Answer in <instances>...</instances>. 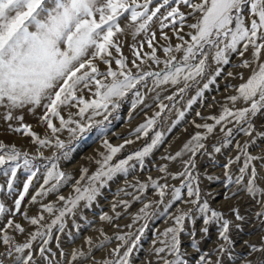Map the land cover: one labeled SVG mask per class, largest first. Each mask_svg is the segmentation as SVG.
I'll use <instances>...</instances> for the list:
<instances>
[{
    "label": "snow or ice",
    "instance_id": "snow-or-ice-1",
    "mask_svg": "<svg viewBox=\"0 0 264 264\" xmlns=\"http://www.w3.org/2000/svg\"><path fill=\"white\" fill-rule=\"evenodd\" d=\"M152 3L153 0H143V3L140 0H0V107L5 110L4 119L20 121L21 123L16 127L10 123L9 129L30 136L38 145L55 147L59 152V154L53 153L51 157H44L42 152L37 156H30L16 145H8L0 141V170L7 178L4 184H0V193L7 192L15 196L11 207L0 199V218L8 214L14 217L21 213L22 202L29 193L33 178L40 172L41 165L36 163L38 158L47 160L48 163L43 165L44 181L37 195L56 192L68 183L72 177L60 170L59 161L61 157H69L72 151L69 147L71 141L86 138L93 129L96 130L98 137H103L111 123L109 116L121 106V102L130 93L133 109L144 103V94L140 88L147 87L148 78H152L154 87L169 84L178 86L176 92L165 97L169 101H174L177 95L183 98L190 88L194 85L198 86L201 80L207 78L203 87H197L196 96L187 101L186 107L190 109L221 75L222 66L230 63L231 54L238 53L242 59L234 66L251 68L252 71L246 80L243 73H238L243 82L233 86L234 95L225 98L233 107L230 108L227 102L224 103L220 115L205 118L211 119L214 123L195 125L197 128L205 129V132L195 133L175 155L164 157L172 161L180 160L183 170L176 173H169L167 165L159 166L162 173H166L172 179H179V186L167 182L161 183L149 177L151 187L155 189L159 200L145 202L136 214L135 220L145 221V224L137 230L139 234H116L115 238L122 243L112 250L115 258L104 261V264H130L131 255L144 234L147 221L158 215L157 212L152 211L153 207L164 205V214H168L176 202H181L189 207L178 208L172 213L170 216L172 225L152 241L157 259L162 261V264H189L186 259L188 253L182 249L181 241L182 233L188 231L190 247L200 253L196 264H228L227 258L235 259L231 251L234 242L229 235L230 227L239 228L240 225H233L231 220L225 218L224 212L213 208L209 200L202 196L199 173L196 171L197 156H213L212 152L207 151L203 141L214 132L217 125H220V131L224 132V139L214 145L213 150L215 153H220L222 148L232 144L234 129L227 127L228 124H233L238 132L252 138L256 127L254 120L257 116L264 115V60H262L264 0H162V3H158L150 10L149 5ZM181 5L189 8L190 11L188 13L181 11ZM165 7L167 12L161 17L160 28H167L171 24L175 31L179 21L182 31L187 23L186 17H191L195 22L187 23V27L192 30L187 33L190 39L185 40L179 31L176 32L182 43L164 47L163 51L167 54V58L161 61L153 46L156 34L151 33V38L147 40L151 51L143 53V56L157 65L163 63V67L159 70L144 71L141 64L134 59L131 63L137 71L133 72L128 67V58L121 53L119 36L129 29L134 36L141 32L146 33L153 18L157 17ZM121 21H125L123 26ZM164 39L168 40L169 37L164 34ZM140 48H143V42L140 43ZM250 48L251 58H244ZM114 52L119 54V58L114 56ZM179 52L183 55L178 59L174 53ZM134 56L140 58L141 51L136 49ZM113 63L118 66L115 70L112 67ZM142 63H147V60H142ZM101 64L106 68L102 70ZM213 64L216 65L215 70L210 72ZM232 75V72L228 73V76ZM85 90L95 98L86 99L83 95ZM156 98L159 99V94ZM237 102H242L244 106L235 107ZM70 107L77 108V111L69 112L65 118L62 111ZM166 107L163 102L160 103L161 112ZM25 108L33 114L36 109H43V115L39 119L51 130V137L45 135L42 138L33 131L30 124L23 123L22 115L13 116L15 111ZM161 112L148 118L144 124L135 129V133L147 136ZM196 115L200 116V113L197 112ZM98 116L102 119H95ZM184 116L185 112L179 111L177 123ZM54 119L59 121V126L53 122ZM65 129L71 138L68 143L61 140L58 135ZM258 135L264 137V132ZM139 138L137 135V139ZM163 139L164 133L156 131L150 143L116 163H111L113 158L126 144H131L133 141L125 140L124 144L114 146L107 139H103L107 151L100 153L102 158L96 161L99 165L96 172L88 176L87 168L81 170L80 179L72 185L75 194L68 197L59 196L60 201L66 202L64 207L57 209L54 204L43 205L48 213H58L51 224L46 226V231L37 228L30 234L29 239L17 243L10 230L23 233L25 228L12 218H8L6 223L0 226V243L4 246V251L0 252V264H35L33 242L38 238L43 240L39 247L40 254L51 253L52 250L48 247L52 239L51 229L59 225V231L63 232L65 217L74 216L81 201L84 202V207L90 208L101 194V188L108 181L118 173L127 175L130 169L136 167V164L130 163L131 161H137L143 168L145 159L163 142ZM253 143H255L254 138L243 144L237 141L235 147L238 155L234 158L229 157L227 163L223 165L226 179L224 187L226 190L235 189L232 191L233 196L241 191H246L252 197L259 196L260 199H257L256 203L260 205V209L255 212V216L264 218V187H260L257 183L259 175L253 163L264 157L254 156L249 152L248 149ZM241 157L243 164L238 168L237 174H234L231 171L232 165L238 163ZM21 169L27 173L22 190L16 186L17 173ZM208 178L219 179L211 176ZM85 180L86 183H82ZM50 181L55 183L45 190L44 185H48ZM131 186L143 192L148 189L149 183L139 182L138 185ZM169 191L171 198L165 204L164 198ZM227 198L225 196V199ZM134 199L140 200L141 197L136 195ZM35 201L36 196L33 195L31 202ZM120 203L125 207L129 206L128 201H120ZM116 206L113 204L114 209ZM232 211L237 220L245 219L240 215L239 209L233 208ZM21 214L32 225H40L43 220L42 214L39 217H29L26 211ZM101 219L111 221L113 217L104 213ZM198 219L202 220L199 229L202 234L200 239L196 238L195 226ZM186 224L190 228L186 227ZM213 224L219 225L218 235L226 242L220 243L214 249L217 257L214 261L207 251L201 252L200 248L201 241L208 237L210 226ZM111 239L112 237L105 236L104 241L96 244L95 247L101 248ZM86 242L89 251L73 249L67 264H83V261L91 258V249L94 246L92 238L87 237ZM244 243L249 248L247 257L250 258H245L243 264H264V238L259 245L249 244L248 241ZM157 244L160 246L155 247ZM126 245V250L121 254V248ZM60 254L63 255V252Z\"/></svg>",
    "mask_w": 264,
    "mask_h": 264
},
{
    "label": "rangeland",
    "instance_id": "rangeland-1",
    "mask_svg": "<svg viewBox=\"0 0 264 264\" xmlns=\"http://www.w3.org/2000/svg\"><path fill=\"white\" fill-rule=\"evenodd\" d=\"M143 3V0H140ZM158 3H162V0H153V3L149 5V9H153ZM181 11L188 13L190 11L184 5H181ZM167 7L162 8L157 17L153 18L150 23L148 31L141 32L138 35H133L131 29L126 33L119 36V43L121 45V53L123 56L128 58V67L136 72L137 69L132 65V60H136L138 64H141V68L144 71L159 70L163 67V63L160 65L155 64L152 60L143 56V53L150 52L151 49L147 45V40L151 38V33L155 32L156 36L153 40V46L156 48V55L163 61L167 58V54L163 51L164 47L169 45L175 46L178 43H182L176 35V32H180L184 36L185 40H189L190 37L187 35L188 32L192 31L187 27V23H194L195 20L191 17H186L187 23L180 31L179 21H177L176 29L173 30L171 24L169 27L161 29L160 22L162 15L166 14ZM247 15V13H245ZM171 19V18H169ZM125 21H121L122 26ZM168 23V21H165ZM166 34L169 39H164ZM143 42V48H140V43ZM135 46V48L133 47ZM139 49L141 51V57L137 58L134 56V51ZM252 49L250 48L245 53L244 58H251ZM179 59L183 53H174ZM114 56L119 58V54L114 52ZM241 57L238 53H232L230 56V63L223 65L221 75L216 78V81L209 86L203 93V97L198 99L190 109L186 107L187 101L192 97L196 96L197 87H203V84L207 82V78L200 81L198 86L194 85L190 88L181 98L177 95L174 101L165 99L167 96H171L177 91L178 86L174 85H161L154 87L152 78H148L147 87H141L140 91L144 94V103L137 105L135 109L132 108V94L121 102V106L109 116L111 123L108 126L107 132L103 137H98L96 130L93 129L91 133L87 134L86 138L72 140L69 147L72 151L69 157H61L59 161L60 170L66 174H70L72 179L68 183L64 184L56 192H47L46 195H37L40 191L41 185L44 181L43 165L47 164L48 161L38 158L36 163L41 165L40 172L33 178L32 186L29 188V193L25 197V200L21 205V213L27 212L29 217L43 215V220L40 225H32L28 219L21 213L16 214L14 217L11 214L6 215L4 218H0V226H3L8 218H12L15 222L20 223L24 228L25 232L21 233L17 230H10L11 234L15 237L17 243H23L29 239L30 234L35 232L37 228L41 231H46V226L51 224L55 218V214L48 213L43 205L54 204L57 209L65 206V201H60L59 196L63 195L68 197L74 195L72 185L80 179L81 170L83 168L88 169V176H91L98 169L99 165L96 161L102 157L100 153H106V149L103 145V139H107L112 145L118 146L124 144L125 140H132L133 143L126 144L124 148L117 153L111 163H116L119 160L125 159L128 155L133 152L142 149L146 144L150 143L156 131L164 133L163 142L153 150L152 154L145 159L144 167L141 168L137 161L133 160L130 163L136 164L134 169H130L127 175L118 173L112 180L101 188V194L97 196L96 200L92 203L90 208L84 207V202L81 201L80 206L76 210V214L67 215L65 217V228L63 232L59 231V225L54 226L51 229L52 239L49 242L48 247L51 248V253H44L43 255L39 252V247L43 243L41 238H38L33 242L34 251V262L35 264H67L71 258V252L73 249H83L89 251V245L86 242L87 237H91L93 241V247L91 249V258L87 261H83V264H104L105 260L114 259L112 250L117 247L118 244L122 243L117 240L116 234L134 233L139 234L140 229L145 221L135 220L136 214L139 213L140 209L144 206V203L152 200H159V196L156 194L155 189L151 187L149 177L157 179L159 182H167L170 185L179 186V179H172L167 176L166 173H162L159 170V166L167 165L169 173H176L182 171V165L180 160H168L164 159L166 156L175 155L176 152L180 151L184 144L187 143L192 136L197 132H205V129L197 128L196 124L214 123L211 119H205L211 116H218L221 113V106L227 101L225 98L228 95L235 94V87L243 81L240 79L238 73H243L244 80H246L251 74V68H241L234 65H238L241 61ZM142 60H147V63H142ZM264 60V55H262ZM211 63V58L209 60ZM101 69H105L106 66L101 64ZM113 69L115 70L118 66L113 63ZM216 65H212L210 72L215 70ZM232 72V76H228V73ZM182 86V85H181ZM159 94V99H157ZM86 99H93L87 90L83 92ZM167 105V107L161 112L160 103ZM228 107H233L230 102ZM242 102H237L235 107H243ZM77 108L70 107L62 111V115L67 118L68 113H75ZM179 111H184L185 116L183 119L178 120ZM161 112V115L156 118V124L149 129L148 135L144 136L142 133H135L141 124H144L146 120L153 117L155 113ZM199 112L200 116L196 113ZM4 108L0 107V141H3L8 145H16L19 149L29 153L30 156H37L38 153L42 152L44 157H51L53 153L59 154L55 147H45L38 145L33 142L30 136L23 135L21 133L14 132L9 129L11 123L14 127L19 126L20 121L13 119L12 121H6L4 119ZM23 116V123L30 124L33 131H36L42 138L45 135L51 137V130L47 128L46 124L42 123L39 119L43 115V109H36L35 113H30L27 108L23 110H17L13 113V116ZM95 119L99 120L102 117L98 116ZM195 121V123H193ZM54 123L59 126L58 120H53ZM255 131L252 133V138L255 139V143L251 144L248 149L249 152L254 156L264 157V137H260L258 133L264 132V115H259L254 120ZM227 127H233L232 144L222 148L220 153H215L213 146L222 142L224 139V132L220 131V125H217L214 132L203 141L206 144L207 151L212 152L213 156L198 155L197 156V168L196 171L199 173V181L201 187V194L209 200V203L213 208L224 212L225 218L233 222V225L239 224L240 227H230L229 235L234 242L231 251L233 257L228 259V264H243V260L247 257L249 248L245 245V241L249 244L259 245L264 238V218H257L255 212L259 211L260 205L256 203L259 196L252 197L246 191H241L238 195L233 196L231 190H226L224 185L226 179L224 176L225 169L223 165L227 163L229 157H235L238 155V150L235 145L237 141L243 144L245 141H250L252 138L246 134L238 132L233 124H228ZM61 140L66 143L70 141V134L67 129L58 133ZM139 135V139H137ZM53 143H54V138ZM187 157H185L186 159ZM259 179L257 181L260 187H264V159L254 161ZM243 164V157L238 163L232 165L231 171L237 174L238 168ZM219 177V179H209L208 177ZM6 177L3 175V171L0 170V184L6 182ZM27 179V173L23 170H19L17 173L16 186L22 190L23 181ZM139 182L149 183V187L146 191H138L137 188H133L131 185H138ZM55 181H50L48 185H44L45 190L51 187V184ZM82 183H86V180ZM186 193V189H185ZM35 195L36 201L31 202V197ZM136 195L141 197L140 200L134 199ZM225 196L228 198L225 199ZM171 198V192L165 196V204ZM0 199L4 200L8 206H12L14 195H9L7 192L0 193ZM120 201H128L129 206L125 207ZM113 204H116V208H113ZM189 205H184L181 202H176L173 207L169 210L168 214H164V205L154 206L152 211L158 213V215L152 217L147 221V227L144 230V234L141 237L139 244L133 250L130 258V264H162V261L157 259L156 254L153 251V239H156L158 234L163 232L167 227L172 225L170 216L176 212L178 208L186 209ZM239 209L241 216L245 217L244 220H237L232 209ZM107 213L110 217H113L111 221L102 220L101 216ZM119 213V216H117ZM202 224V220L198 219L196 222V238L200 239L201 233L199 231ZM129 225L131 227H129ZM77 226H79L77 228ZM118 226V227H117ZM186 227L189 225L186 224ZM219 225H211L209 235L203 239L200 244L201 252L207 251L214 261L217 257L214 249L220 243H226L219 235ZM105 236L112 237L111 241H106L101 248L95 247L101 241H104ZM58 238V239H57ZM182 249L187 251L186 259L189 264H196V260L200 253H197L195 249L190 247L189 232L185 231L181 235ZM157 244L155 247H159ZM127 245L121 248V254L126 250ZM4 251V246L0 243V252ZM63 252V255L60 253ZM259 255V254H257ZM171 258V257H168ZM10 260L11 258H7Z\"/></svg>",
    "mask_w": 264,
    "mask_h": 264
}]
</instances>
